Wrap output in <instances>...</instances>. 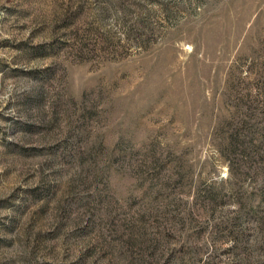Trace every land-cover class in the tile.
Instances as JSON below:
<instances>
[{"label": "rangeland", "instance_id": "374dc122", "mask_svg": "<svg viewBox=\"0 0 264 264\" xmlns=\"http://www.w3.org/2000/svg\"><path fill=\"white\" fill-rule=\"evenodd\" d=\"M0 264H264V0H0Z\"/></svg>", "mask_w": 264, "mask_h": 264}]
</instances>
